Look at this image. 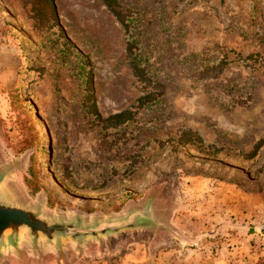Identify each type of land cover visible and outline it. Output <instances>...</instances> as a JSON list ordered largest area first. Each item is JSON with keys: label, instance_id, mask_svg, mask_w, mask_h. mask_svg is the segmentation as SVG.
Returning a JSON list of instances; mask_svg holds the SVG:
<instances>
[{"label": "rangeland", "instance_id": "rangeland-1", "mask_svg": "<svg viewBox=\"0 0 264 264\" xmlns=\"http://www.w3.org/2000/svg\"><path fill=\"white\" fill-rule=\"evenodd\" d=\"M117 2L128 29L102 0H54L53 26L31 0H0V165L17 161L9 185L52 216L120 215L156 189L178 235L124 231L63 261L25 247L0 264H181L171 253L218 241L264 196V0Z\"/></svg>", "mask_w": 264, "mask_h": 264}, {"label": "water", "instance_id": "water-1", "mask_svg": "<svg viewBox=\"0 0 264 264\" xmlns=\"http://www.w3.org/2000/svg\"><path fill=\"white\" fill-rule=\"evenodd\" d=\"M18 167L17 161L0 165V259L4 252H14L24 258V248L39 253L51 249L58 261L67 256L70 246L82 253L92 243L100 246L124 231L145 230L155 238L160 233L178 235L168 222L170 207L156 210L158 193L152 189L140 207L130 205L120 215H93L90 219L79 211L52 216L44 211V200L35 204L19 200L9 185L10 175Z\"/></svg>", "mask_w": 264, "mask_h": 264}, {"label": "crops", "instance_id": "crops-1", "mask_svg": "<svg viewBox=\"0 0 264 264\" xmlns=\"http://www.w3.org/2000/svg\"><path fill=\"white\" fill-rule=\"evenodd\" d=\"M252 203L242 213L248 219L244 224L234 225L235 230L228 229L218 241L201 242L198 248L179 247L170 258L181 255V264H264V196Z\"/></svg>", "mask_w": 264, "mask_h": 264}, {"label": "trees", "instance_id": "trees-1", "mask_svg": "<svg viewBox=\"0 0 264 264\" xmlns=\"http://www.w3.org/2000/svg\"><path fill=\"white\" fill-rule=\"evenodd\" d=\"M33 2L32 10L35 11V18L37 20H44L46 23H49V21H52L51 25L53 26L54 23L58 24V17L56 12V7L54 0H31ZM104 5L108 8V10L111 12L112 15L116 17V19L123 25L125 29H128L129 25L126 21V18L124 16L123 11L120 8L119 3L117 0H102ZM131 68L133 70V73L140 79L145 80V73L142 67H140L135 61L130 62ZM153 95H146L144 97L140 98V105L144 104L145 102H149L153 100ZM90 108L92 113L97 117L101 118L100 114L98 113L96 104L94 102L90 103ZM134 112L130 109L123 110L118 113L110 114L108 115L104 121H106V124L109 126L112 125H118L124 122H127L133 118ZM192 144H198L201 143L200 138H196L195 140L190 141Z\"/></svg>", "mask_w": 264, "mask_h": 264}, {"label": "bare ground", "instance_id": "bare-ground-1", "mask_svg": "<svg viewBox=\"0 0 264 264\" xmlns=\"http://www.w3.org/2000/svg\"><path fill=\"white\" fill-rule=\"evenodd\" d=\"M46 140V139H45ZM46 143V142H45Z\"/></svg>", "mask_w": 264, "mask_h": 264}]
</instances>
